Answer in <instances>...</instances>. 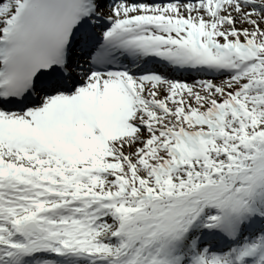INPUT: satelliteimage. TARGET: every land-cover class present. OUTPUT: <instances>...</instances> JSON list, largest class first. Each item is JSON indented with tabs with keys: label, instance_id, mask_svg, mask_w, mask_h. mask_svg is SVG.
<instances>
[{
	"label": "snow or ice",
	"instance_id": "snow-or-ice-1",
	"mask_svg": "<svg viewBox=\"0 0 264 264\" xmlns=\"http://www.w3.org/2000/svg\"><path fill=\"white\" fill-rule=\"evenodd\" d=\"M0 264H264V0H0Z\"/></svg>",
	"mask_w": 264,
	"mask_h": 264
}]
</instances>
